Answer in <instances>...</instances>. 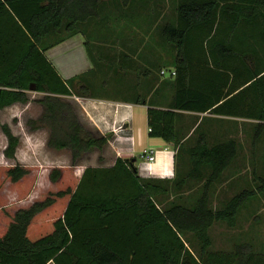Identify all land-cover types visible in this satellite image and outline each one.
<instances>
[{"label": "trees", "instance_id": "16d2710c", "mask_svg": "<svg viewBox=\"0 0 264 264\" xmlns=\"http://www.w3.org/2000/svg\"><path fill=\"white\" fill-rule=\"evenodd\" d=\"M114 1L123 9L147 2L0 0V111L30 103V92L42 94V113L29 125L47 128L48 146L70 151L73 159L69 168L0 167V264H264L254 228L246 236L250 241L239 238L224 250L214 249L210 233L219 222L237 228L242 211L264 193V178L256 174L258 189H245L221 209L212 207L216 186L239 156L235 139L210 144L202 134L188 152L190 168L174 182L141 177L133 158H118L112 167H79L78 161L102 152L112 136L83 123L71 98L88 97L90 88L83 76L65 81L46 52L78 34L88 48L83 25L101 19ZM169 3L174 16L155 26L174 46V95L167 109L155 108L150 100V136L183 150L185 135L176 127L180 112H209L257 121L256 148L264 135V0ZM161 13L149 15L150 20L161 21ZM227 60H232L230 86H212L207 72ZM0 125L8 140L5 156L14 159L19 137L7 124ZM199 184L201 189H195ZM100 226L105 233L85 232ZM122 227L132 229L130 239L138 250L121 249L118 241L127 233L111 230Z\"/></svg>", "mask_w": 264, "mask_h": 264}, {"label": "crops", "instance_id": "0c3cea01", "mask_svg": "<svg viewBox=\"0 0 264 264\" xmlns=\"http://www.w3.org/2000/svg\"><path fill=\"white\" fill-rule=\"evenodd\" d=\"M123 42L128 45L121 46L120 50L115 53H112L106 45L99 44L97 48V54L100 53L98 56L103 64L108 60L117 61L115 69L105 65L99 67L97 63L94 65V58L89 53L86 38L82 34L75 35L46 52L47 57L65 81L83 76L84 85L90 88L91 95L88 97L75 96L71 98L76 101L83 123L103 136H112L102 152L96 150L78 161L79 167L85 169L88 167H112L118 158H133L136 160V167L141 177L170 182L179 181L181 179L180 172H187L190 168L188 152L202 134L207 136L210 144H214L216 141L212 143V139L223 141L235 138V122H257L229 115H214L209 112L181 111L176 127L182 135L188 134V137L183 139V150H179L173 143L161 138L151 137L148 120V110L151 107L149 102L153 99L156 102L155 108L167 109L168 104L173 100L172 82L175 76L172 75V72L175 69L169 67V79H164L163 77L167 73L163 74V69L160 71V68L155 70L149 67L150 64L155 63V59L151 58L148 51H141V47L135 45L137 43L135 38H127ZM230 65L232 68V60L223 62L220 68L213 65L214 71L207 72L206 76L208 80L210 79L212 86H218L220 82L222 84L228 82V86H230V81L233 78ZM197 69L199 72H204L203 66H197ZM228 86L223 89L225 92L228 91ZM160 87L162 92L155 96L156 90ZM223 124L226 125L225 130H223ZM197 129L199 130L198 135L190 140V135L192 136ZM151 148L155 152V162L149 165L143 158V152ZM69 153L72 158L70 151ZM95 153H99L98 162H102V164H80L86 158L90 161V157ZM198 198V194H195L194 200ZM172 199L173 196L168 201ZM95 219L92 223L96 224ZM86 227L90 228L88 225ZM93 231L102 234L106 232V228L100 226L85 232ZM119 232L127 233L125 238L118 241L124 245L120 246L122 250L139 249V244L130 239V235L133 234L131 228L122 227V229L111 230V233ZM147 248L149 249V247ZM49 264L55 263L50 262Z\"/></svg>", "mask_w": 264, "mask_h": 264}, {"label": "rangeland", "instance_id": "374dc122", "mask_svg": "<svg viewBox=\"0 0 264 264\" xmlns=\"http://www.w3.org/2000/svg\"><path fill=\"white\" fill-rule=\"evenodd\" d=\"M142 5L140 4L142 8L139 7L138 9H136L137 6L135 5L123 9L115 1L111 2L107 6L108 11L104 12L101 19L83 25L82 28L87 30L88 49L94 58L93 63L94 65L97 63L99 67L105 65L115 69L117 67L115 64H118L116 60H108L105 64L101 62L100 56H98L100 53L97 54L99 44L106 45L107 48L111 49L112 53H115L120 50L121 46L128 45L123 42L124 39L133 37L137 41L135 45L141 47V51H148L151 54V58L155 59V63L153 65L150 64L149 67L155 70L162 68L167 73L163 78L169 79L170 73L168 70L169 67L173 66L171 52L174 46L163 39L155 24L162 25L173 17V6H171L169 0H166L165 3L161 2V0H147L144 3L145 7ZM159 11L163 14L160 15L159 19L161 16L165 18L161 19V21L156 18L150 20V16L154 17V12ZM152 21H155V23H151ZM156 72L158 73V71ZM161 92L162 88L157 93L160 94ZM29 96L31 98L30 103L26 105L15 104L0 111L1 124H7L20 140L14 159L7 158L5 149L7 148L8 140L0 125V167L14 165L38 167L40 169L44 167H72L73 162L68 150H56L48 146L49 130L47 128L31 129L29 121L37 120L42 113L43 108L38 100L43 95L30 92ZM72 102L76 105L74 99H72ZM255 124L247 123L245 125L243 122H235L234 124L236 135L234 139L239 145V156L230 169L226 171L222 182L216 186L211 199L212 207L215 210L223 208L228 200L245 189H258L261 183L256 179V174L264 178V135L255 148L253 146ZM225 128L226 125L223 124V130ZM198 131L197 129L194 133L195 135H190L191 139H189L193 140L198 135ZM185 137H188V134H185ZM215 141L217 140H211L212 143ZM98 156H100L99 153H95L90 157V161L86 160L88 159L86 158L80 164H102V162H98ZM201 187L202 185L199 184L195 189L199 190ZM252 228L255 229L254 238L259 241V243L256 242V247H259L257 252L259 251V254L264 255V193H260L242 211L237 228L231 229L223 222L214 224L210 232L215 242L214 249H231L236 244L233 245V243L237 240L239 241V238H241V242L246 239L250 241L249 237L246 236L250 234V229ZM184 238L187 239V237Z\"/></svg>", "mask_w": 264, "mask_h": 264}, {"label": "built area", "instance_id": "2783aa9c", "mask_svg": "<svg viewBox=\"0 0 264 264\" xmlns=\"http://www.w3.org/2000/svg\"><path fill=\"white\" fill-rule=\"evenodd\" d=\"M163 74H165L166 72L163 71L162 72ZM172 75L175 76L176 75V72H172ZM143 158H145L148 162L149 165H151L152 163L155 162V152L153 151V149H149V150H145L143 152Z\"/></svg>", "mask_w": 264, "mask_h": 264}]
</instances>
